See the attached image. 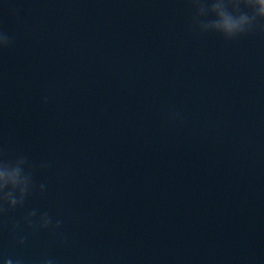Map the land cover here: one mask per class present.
Segmentation results:
<instances>
[{"label":"water","instance_id":"95a60500","mask_svg":"<svg viewBox=\"0 0 264 264\" xmlns=\"http://www.w3.org/2000/svg\"><path fill=\"white\" fill-rule=\"evenodd\" d=\"M240 16L246 30L226 36ZM0 35V173H15L0 186V256L264 264L253 7L0 0Z\"/></svg>","mask_w":264,"mask_h":264},{"label":"clouds","instance_id":"9594fccd","mask_svg":"<svg viewBox=\"0 0 264 264\" xmlns=\"http://www.w3.org/2000/svg\"><path fill=\"white\" fill-rule=\"evenodd\" d=\"M244 3L255 9L256 17L264 18V0H244ZM249 23H250L249 18L246 16H240L239 18L228 17L224 21L222 31L228 37L239 35L240 33L246 30ZM0 43H6L3 35H0ZM46 99L47 98H45V102ZM9 175L14 177L15 173H0V186H2V182ZM46 225H47V221H45V226ZM0 264H13V260L8 257L0 256ZM49 264H51V262H49Z\"/></svg>","mask_w":264,"mask_h":264}]
</instances>
